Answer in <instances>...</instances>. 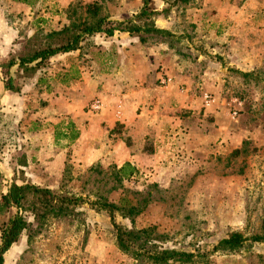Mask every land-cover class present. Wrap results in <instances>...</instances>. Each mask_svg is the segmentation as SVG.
<instances>
[{"label": "rangeland", "instance_id": "obj_1", "mask_svg": "<svg viewBox=\"0 0 264 264\" xmlns=\"http://www.w3.org/2000/svg\"><path fill=\"white\" fill-rule=\"evenodd\" d=\"M99 1L106 5L102 16L112 22L132 20L147 5L158 13L157 26L167 32L138 33L149 37L147 46L160 55H151L157 76L154 85L163 90L162 100L169 98V114L179 118L175 127L165 130L170 138L159 147L167 157L160 161L161 171L152 168L128 180L117 174L116 166L106 164L90 169L70 163L58 177L39 171L30 158L35 140L25 136L36 127L35 111L45 99L27 86L36 71L21 72L20 77L12 69L14 88L26 92L6 94L8 74L1 65L54 30L43 29L29 40L23 36L11 47L2 44L8 40L4 33L0 37V204L13 183H31L81 199L57 218L41 221L24 214L30 226L6 253L4 264H147L118 247L110 215L94 206L100 201L136 207L139 215L133 222L119 215L118 224L151 229L159 247L193 254L189 264H264V243L252 241L264 236V0ZM40 12L34 18L42 16ZM6 15L0 12V18ZM96 37L81 54L95 46ZM57 68L50 61L39 70L48 76ZM165 78L171 79L167 85L162 83ZM207 96L212 103L206 102ZM98 100L103 108L93 111ZM107 107L97 98L86 111L97 115ZM134 141L129 137L127 143L132 146ZM158 144L147 139L144 151ZM13 214L15 210L0 209V245L3 226ZM233 234L247 241L236 250H218V244Z\"/></svg>", "mask_w": 264, "mask_h": 264}, {"label": "crops", "instance_id": "obj_2", "mask_svg": "<svg viewBox=\"0 0 264 264\" xmlns=\"http://www.w3.org/2000/svg\"><path fill=\"white\" fill-rule=\"evenodd\" d=\"M75 1L0 0V12L7 13L0 18V37L8 35L2 44L15 46L12 44L24 40L23 36L29 40L43 29L61 30L68 24L65 10ZM39 11L42 16L34 18ZM150 40L138 33L101 35L85 54L78 50L50 58L47 62H56L58 68L48 76L36 70L27 86L30 91L37 89L45 99L35 111L36 127L28 129L25 136L35 140L30 158L39 171L58 177L70 163L90 169L106 164L116 166L117 174L128 180L150 173L152 168L162 170L160 161L167 156L159 147L170 138L165 130L175 127L179 118L169 114V98L162 100L163 90L154 85L157 76L151 55L158 53L147 46ZM4 91L14 93L5 86ZM97 98L108 107L91 115L86 108ZM129 137L136 140L132 146L127 143ZM147 139L156 146L159 143L158 148L144 151ZM121 169L128 177L120 174Z\"/></svg>", "mask_w": 264, "mask_h": 264}, {"label": "trees", "instance_id": "obj_3", "mask_svg": "<svg viewBox=\"0 0 264 264\" xmlns=\"http://www.w3.org/2000/svg\"><path fill=\"white\" fill-rule=\"evenodd\" d=\"M27 2L28 0H23ZM189 0H180L188 2ZM104 6L99 0L92 3H84L81 0L72 3L68 9L69 24L59 31H51L37 45L29 43L26 48L15 55H11L1 67L7 71L5 88L14 93H19L21 88H14V78L10 75L12 69H17L19 76L28 75L38 70L50 58L74 51H82L92 43L94 37L104 35L113 36L116 32L166 35V31L156 24L158 13L151 11L144 5L132 20L124 22H112L111 19L102 16ZM146 22L143 19L148 20ZM91 41V42H90ZM90 42V43H89ZM32 44V45H30ZM21 77V76H20ZM127 167V166H126ZM123 177H128L123 173ZM81 199L54 192L34 184L25 183L19 185L13 183L8 192L3 195L0 209L5 211L15 210L1 231L0 264H4L6 253L19 242L23 234L30 226L25 220V215L32 216L36 220L57 218L67 215L74 207L79 205ZM97 211L107 212L110 215L113 226L117 232L118 247L125 253L132 255L140 263L168 264L170 261L189 264L194 255L188 252L164 249L158 246V238L152 237L151 229L127 228L118 224L117 216L134 221L139 215L136 207H121L105 202L94 203ZM151 230V231H150ZM247 240L241 234H233L222 240L218 250H236L242 247ZM252 241L264 243V236L252 238Z\"/></svg>", "mask_w": 264, "mask_h": 264}, {"label": "built area", "instance_id": "obj_4", "mask_svg": "<svg viewBox=\"0 0 264 264\" xmlns=\"http://www.w3.org/2000/svg\"><path fill=\"white\" fill-rule=\"evenodd\" d=\"M171 82V79L170 78H165V79H163L162 80V83L165 85H167V84H169ZM212 101H213V98L211 97V96H207L206 97V102L208 103V104H210V103H212ZM103 103L100 101V100H98V101H96V103H94L93 105H92V107H91V109L93 110V111H100L102 108H103Z\"/></svg>", "mask_w": 264, "mask_h": 264}]
</instances>
